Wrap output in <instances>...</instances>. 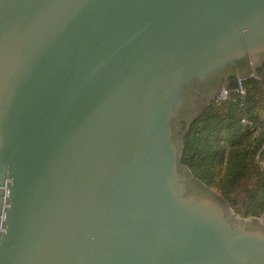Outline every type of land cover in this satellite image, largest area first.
Masks as SVG:
<instances>
[{"label":"water","instance_id":"water-1","mask_svg":"<svg viewBox=\"0 0 264 264\" xmlns=\"http://www.w3.org/2000/svg\"><path fill=\"white\" fill-rule=\"evenodd\" d=\"M263 73L264 0H0V264H264L183 163Z\"/></svg>","mask_w":264,"mask_h":264},{"label":"trees","instance_id":"trees-1","mask_svg":"<svg viewBox=\"0 0 264 264\" xmlns=\"http://www.w3.org/2000/svg\"><path fill=\"white\" fill-rule=\"evenodd\" d=\"M243 99L229 88L224 101L210 103L184 138L183 163L230 201L244 194L246 216L264 213V167L256 160L264 145V73L244 80ZM252 122L243 124L242 119ZM252 129L259 133L253 138Z\"/></svg>","mask_w":264,"mask_h":264},{"label":"rangeland","instance_id":"rangeland-1","mask_svg":"<svg viewBox=\"0 0 264 264\" xmlns=\"http://www.w3.org/2000/svg\"><path fill=\"white\" fill-rule=\"evenodd\" d=\"M258 78H260V77H258ZM230 96V95H229ZM245 119H247V118H245ZM247 120H250V119H247ZM243 124H250L251 123V125H252V122L251 121H249V123H244V122H242ZM252 132H253V138L255 137V136H257L258 135V133H259V130L258 129H252ZM264 148V145L261 147V149L258 151V153H257V156H256V160L261 164V166H263L264 167V161H262V160H260L259 159V152L262 150ZM210 187H212V186H210ZM213 189H215L216 191H218L220 194H222V192H220L218 189H216V188H214V187H212ZM223 195V194H222ZM224 196V195H223ZM225 197V196H224ZM228 200V199H227ZM229 201V200H228ZM232 201L233 202H230V205H231V207H232V209L236 212V213H238L240 216H242V217H249V216H246L245 215V207H244V194L243 193H241V192H238V193H235L233 196H232ZM257 217H259L261 220H262V222L264 223V213H262L260 216H257Z\"/></svg>","mask_w":264,"mask_h":264},{"label":"built area","instance_id":"built-area-1","mask_svg":"<svg viewBox=\"0 0 264 264\" xmlns=\"http://www.w3.org/2000/svg\"><path fill=\"white\" fill-rule=\"evenodd\" d=\"M237 80H238L239 87L234 89V92L237 95V97L243 99L245 97V95H246L247 88H244V89L242 88L241 80H244V79H237ZM229 95H230L229 89H222L219 92V94H218V96L216 98V101H224V100L228 99ZM242 122L249 123V120L243 118Z\"/></svg>","mask_w":264,"mask_h":264},{"label":"flooded vegetation","instance_id":"flooded-vegetation-1","mask_svg":"<svg viewBox=\"0 0 264 264\" xmlns=\"http://www.w3.org/2000/svg\"><path fill=\"white\" fill-rule=\"evenodd\" d=\"M236 82V80L234 79V78H232L231 80H230V84L232 85V84H234Z\"/></svg>","mask_w":264,"mask_h":264}]
</instances>
